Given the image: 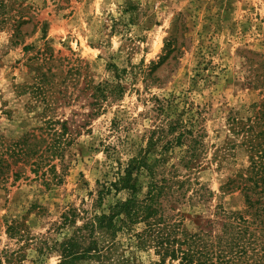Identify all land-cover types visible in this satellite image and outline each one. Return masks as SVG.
I'll list each match as a JSON object with an SVG mask.
<instances>
[{
  "label": "rangeland",
  "instance_id": "rangeland-1",
  "mask_svg": "<svg viewBox=\"0 0 264 264\" xmlns=\"http://www.w3.org/2000/svg\"><path fill=\"white\" fill-rule=\"evenodd\" d=\"M178 115L200 147L190 170L188 142L162 156L191 183L169 214L217 232L222 206L264 241L260 183L251 208L241 188L221 189L247 178L250 158L264 164V0H0V264H58L54 245L91 216L99 184ZM72 211L74 227L62 225ZM115 249L117 264H159L127 236Z\"/></svg>",
  "mask_w": 264,
  "mask_h": 264
},
{
  "label": "trees",
  "instance_id": "trees-1",
  "mask_svg": "<svg viewBox=\"0 0 264 264\" xmlns=\"http://www.w3.org/2000/svg\"><path fill=\"white\" fill-rule=\"evenodd\" d=\"M166 124L164 136L161 135L155 141L149 139L147 147L138 155L124 164L118 162L112 181L97 183L99 186L92 204L94 211L89 218H83L82 225L74 227L79 216L75 211L62 214L60 223L69 224L74 229L69 237L54 245L60 253L58 264L122 262L125 258L120 255L114 259L120 235L127 236L136 250L152 251L158 257L159 264H264V241L255 236L254 223L237 211L227 214L222 206L219 207L227 221L222 223L217 232L202 229L189 231L181 213L169 214L174 209L167 206L185 198L191 183L188 179L178 180L177 169L172 167L174 172L170 171L163 163L162 156L175 146H186L188 142L180 165L184 170H190L195 165L193 159L200 146L196 139L185 136L192 132L179 115L169 119ZM249 129L250 125L247 127ZM166 135H170V138H166ZM158 142H162L159 158L150 161L148 154ZM49 152L48 159L51 161L60 149L54 147ZM260 157L256 160L250 158V165L245 172L247 178H243L242 174L235 175L221 187L225 193L230 187L241 188L249 208L253 203L247 191L260 186L264 188V164L259 160ZM143 173L148 177L147 191L143 198L137 199V183ZM247 183H250L251 188L246 186ZM120 192H125L127 196L115 199L103 209L106 198ZM198 193V190L195 191L194 196Z\"/></svg>",
  "mask_w": 264,
  "mask_h": 264
}]
</instances>
